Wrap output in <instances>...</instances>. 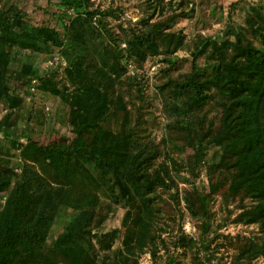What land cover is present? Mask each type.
Instances as JSON below:
<instances>
[{"label": "rangeland", "instance_id": "obj_1", "mask_svg": "<svg viewBox=\"0 0 264 264\" xmlns=\"http://www.w3.org/2000/svg\"><path fill=\"white\" fill-rule=\"evenodd\" d=\"M80 1L84 8L81 15L57 0H0V12L15 9L22 16L19 30H53L65 44L63 51L43 44L38 52L10 51L14 61L8 71L17 72L20 81L10 78L5 84L22 103L11 110V138L0 135V159L8 163L7 171L21 175L24 170L20 155L26 139L14 143L21 134L42 146L68 144L75 139L69 95L74 86L65 69L72 57L81 56L83 51L72 45L63 32L80 27L86 34L89 70L99 80L112 83L111 108L116 97L124 106V111L117 107L118 112L112 110L103 116L100 124L110 135L133 137H129L133 142L130 155L138 147L151 152L155 156L151 170L166 183L145 197L144 207L123 179L129 157L117 155L109 168L93 171L101 185L93 223L98 226L101 221L92 239L96 258L108 261L112 252L128 253L130 246V251L134 250L130 262L137 264H264V228L245 223V212L255 202L232 190L238 173L230 166L227 140L217 142L224 134L219 99L211 98L200 112L177 116L173 106L180 110L187 102L174 96L169 85L191 73L193 64L199 71L213 69L215 64L206 59L209 51L195 57L201 41L211 40L218 45L249 41L257 46L254 32L264 25V0ZM85 12L93 18L87 19ZM159 25L164 26L160 29L162 35L175 37L171 47L160 45L155 54L146 51L143 58H126V42ZM176 41L181 45L174 51ZM233 54L230 49L225 56ZM50 60L53 67L48 72L41 70ZM105 63L113 72L105 69ZM26 66L39 76L31 88L21 73ZM51 70L54 76L50 77ZM42 80L50 82L48 92H36ZM28 92L34 93L33 99ZM5 112L2 107L0 117ZM5 195L0 193V210ZM73 217L72 210H62L52 227L50 243ZM142 222L150 224L147 236H141ZM99 237L104 240L102 246ZM146 237L145 248L136 249L138 239Z\"/></svg>", "mask_w": 264, "mask_h": 264}, {"label": "trees", "instance_id": "obj_2", "mask_svg": "<svg viewBox=\"0 0 264 264\" xmlns=\"http://www.w3.org/2000/svg\"><path fill=\"white\" fill-rule=\"evenodd\" d=\"M57 1L61 6L75 9L80 15L84 12L80 0ZM85 16L93 18L91 13L85 12ZM21 20L22 16L15 9L0 12V112L2 107L6 111L0 117V135L4 139L11 138V112L22 103L9 93L10 88L5 84V80L10 78L20 81L17 72L8 71L9 64L14 61L10 51L38 52L41 44L63 51L65 45L61 35L53 30H19ZM162 27L145 29L128 40L129 54L126 58H143L146 51L155 54L160 45L170 48L175 37L162 35ZM66 30L63 33L71 44L83 51L81 56L72 57L65 69L74 86V92L69 95L70 124L74 127L75 139L68 144L42 146L21 134L14 142L26 139L20 155V160L25 163L21 175L7 171L8 163L0 159V193L6 192L0 210V264H137L136 261L130 262L134 251H130V246L128 253L112 252L108 261L101 262L96 258L92 239L101 221L98 226L93 223L95 210L100 205L98 192L101 185L93 171L102 172L109 168L117 155L129 157L123 179L144 207L145 197L157 188L165 187L166 183L159 173L151 170L150 163L155 159L151 152L138 147L136 152L129 154L133 146V142H129L131 135L120 138L104 131L101 118L112 110L118 112L117 107L124 111L123 102L116 97L111 108L109 89L112 83L109 81V85L108 81L99 80L89 70L85 32L74 26ZM254 36L257 46L249 41L245 44L238 41L235 45L201 41L195 57L209 51L206 59L215 64L213 69L210 72L199 71L193 64L191 73L169 82V85L174 96L185 98L187 102L180 110V107L173 106V113L177 116L200 112L211 98L219 99L224 134L217 142L227 140L228 160H232L230 166L238 173L232 190L255 202V206L245 212V223L259 224L264 228V25L259 32H254ZM180 45V41H176L173 50H178ZM230 49L234 54L225 56ZM44 66L41 70L48 72ZM108 68L113 72L106 64L105 69ZM21 73L26 77L25 83L29 88L39 77L30 66L22 69ZM49 76H54L53 70ZM48 83L42 80L36 92L47 91ZM33 94H29L31 99ZM196 149L199 150L198 147ZM66 209L74 212L72 222L50 243L52 227L62 210ZM141 224V236H147L150 224ZM98 241L102 246L103 238L99 237ZM147 244V237L139 238L135 248L141 251Z\"/></svg>", "mask_w": 264, "mask_h": 264}, {"label": "built area", "instance_id": "obj_3", "mask_svg": "<svg viewBox=\"0 0 264 264\" xmlns=\"http://www.w3.org/2000/svg\"><path fill=\"white\" fill-rule=\"evenodd\" d=\"M53 64H54L53 61L50 60L49 62L45 64L44 69H48V70L51 69L53 67ZM34 84H35V81L32 82V85Z\"/></svg>", "mask_w": 264, "mask_h": 264}, {"label": "water", "instance_id": "obj_4", "mask_svg": "<svg viewBox=\"0 0 264 264\" xmlns=\"http://www.w3.org/2000/svg\"><path fill=\"white\" fill-rule=\"evenodd\" d=\"M230 30V28H228V30L227 31H229Z\"/></svg>", "mask_w": 264, "mask_h": 264}]
</instances>
